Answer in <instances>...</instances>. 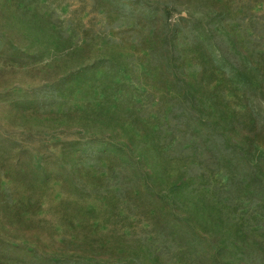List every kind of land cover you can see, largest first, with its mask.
I'll return each instance as SVG.
<instances>
[{
	"label": "rangeland",
	"instance_id": "1",
	"mask_svg": "<svg viewBox=\"0 0 264 264\" xmlns=\"http://www.w3.org/2000/svg\"><path fill=\"white\" fill-rule=\"evenodd\" d=\"M0 264H264V0H0Z\"/></svg>",
	"mask_w": 264,
	"mask_h": 264
}]
</instances>
